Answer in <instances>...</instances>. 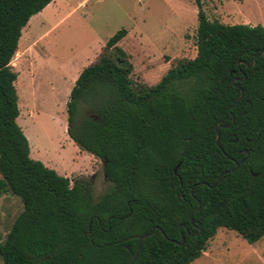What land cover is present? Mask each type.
I'll return each instance as SVG.
<instances>
[{
	"label": "trees",
	"instance_id": "1",
	"mask_svg": "<svg viewBox=\"0 0 264 264\" xmlns=\"http://www.w3.org/2000/svg\"><path fill=\"white\" fill-rule=\"evenodd\" d=\"M52 2L0 0V199L24 205L5 240L0 229L2 263L132 264L156 227L135 264H192L220 229L263 240L264 55L249 66L264 27L210 21L195 0L197 57L138 91L119 47L128 32L107 42L68 103V136L110 183L96 196L94 177L72 182L32 159L17 123L11 64L23 29Z\"/></svg>",
	"mask_w": 264,
	"mask_h": 264
},
{
	"label": "rangeland",
	"instance_id": "2",
	"mask_svg": "<svg viewBox=\"0 0 264 264\" xmlns=\"http://www.w3.org/2000/svg\"><path fill=\"white\" fill-rule=\"evenodd\" d=\"M202 2L210 21L264 27V0ZM123 29L128 34L119 47L128 56L125 65L137 91L156 86L180 60L197 57L195 0H54L23 29L11 64L18 74L17 123L29 141L31 158L72 182L94 177L96 196L103 195L110 183L101 160L68 136V103L80 74ZM110 55L114 60L119 57ZM23 210L15 196L0 199L3 240ZM192 264H264V239L252 245L235 232L220 229Z\"/></svg>",
	"mask_w": 264,
	"mask_h": 264
},
{
	"label": "water",
	"instance_id": "3",
	"mask_svg": "<svg viewBox=\"0 0 264 264\" xmlns=\"http://www.w3.org/2000/svg\"><path fill=\"white\" fill-rule=\"evenodd\" d=\"M263 55H264V50H263L260 54L256 55V56L253 58L252 63H251V65L249 66V68H252V67L254 66V64H255V61H256L258 58L262 57ZM245 80H246V76H244L243 79L235 78V79L233 80V83H236V82H244ZM242 98H243V91H242L241 97H240L239 100L237 101L236 105L240 102V100H241ZM229 127H230V126H225L224 128L227 129V128H229ZM219 138H220V135H219V133H218V128H217V145H218V146H219V143H218V142H219ZM219 147H220V146H219ZM238 167H239V164L236 165V169H235V170H237ZM232 172H234V171H232ZM225 175H226V173H224V174H222V175L220 176L217 185L220 183L221 179H222ZM217 185H216V186H217ZM199 209H200V203H199V207H198V209L195 210V211L193 212V214H195ZM157 230H160V229H159L158 227H156V228L152 231L151 234L144 235L143 237L140 238L139 245H138V253L136 254V256H135V258H134L132 264H135V263L137 262V260H138V256H139V254H140V252H141V249H142L143 241H144L145 239L151 237L153 234H155ZM183 244H184V239H183V242L181 243V245H183Z\"/></svg>",
	"mask_w": 264,
	"mask_h": 264
},
{
	"label": "crops",
	"instance_id": "4",
	"mask_svg": "<svg viewBox=\"0 0 264 264\" xmlns=\"http://www.w3.org/2000/svg\"><path fill=\"white\" fill-rule=\"evenodd\" d=\"M248 23H249V22H246L245 24H248ZM253 26H256V24H254ZM122 41H123V40H122ZM122 41H121V42H122ZM121 42H120V43H121ZM104 48H105V47H104ZM104 48L101 49V53H102V51L104 50ZM0 178H1V175H0Z\"/></svg>",
	"mask_w": 264,
	"mask_h": 264
}]
</instances>
